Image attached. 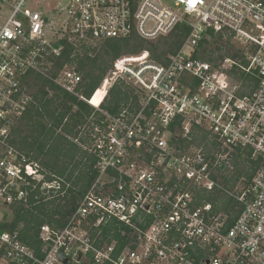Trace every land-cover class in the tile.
<instances>
[{"label":"built area","instance_id":"built-area-1","mask_svg":"<svg viewBox=\"0 0 264 264\" xmlns=\"http://www.w3.org/2000/svg\"><path fill=\"white\" fill-rule=\"evenodd\" d=\"M28 1L11 0L0 22V264H264V0H67L51 28ZM179 26L189 33L164 63L148 49L122 54L89 97L75 65L57 64L64 40L72 58ZM208 29L239 51L203 57ZM36 77L94 108L79 130L96 175L62 227L40 226L33 248L3 226L27 179L61 186L10 143L36 104ZM117 84L136 99L112 114L101 104Z\"/></svg>","mask_w":264,"mask_h":264},{"label":"trees","instance_id":"trees-1","mask_svg":"<svg viewBox=\"0 0 264 264\" xmlns=\"http://www.w3.org/2000/svg\"><path fill=\"white\" fill-rule=\"evenodd\" d=\"M188 33L185 26H179L156 44L135 35L124 40L107 39L99 47H82L80 53L72 58L73 47L64 40V51L57 64L75 65L82 75V93L89 97L118 56L148 49L155 61L164 63L168 55L181 47ZM206 36L200 48L202 56L211 59L213 53L208 45L216 37L210 29L206 30ZM46 85L53 91L50 96L45 90ZM31 86L36 104L18 119L12 129L10 143L25 154L28 162H36L60 178L61 186L57 190L41 189L40 182L27 179L28 183L21 185L27 192L26 199L9 205L12 217L3 227L8 231H17L21 242L36 248L39 246L40 226L49 223L62 227L96 175L94 157L83 148L87 142V132L80 133L79 130L80 127H90L92 120L89 117L95 110L51 81L37 78ZM130 98L136 99L132 88L117 84L108 91L101 107L115 114L127 105ZM208 200L214 199L209 197Z\"/></svg>","mask_w":264,"mask_h":264},{"label":"rangeland","instance_id":"rangeland-1","mask_svg":"<svg viewBox=\"0 0 264 264\" xmlns=\"http://www.w3.org/2000/svg\"><path fill=\"white\" fill-rule=\"evenodd\" d=\"M10 1L11 0H0V22H3L7 18V16L9 15V13L11 11V7L9 6ZM58 1L59 0H29L27 3V7H29L30 9L41 10L43 13L45 22L50 24V28H51V24L53 23V21H55V23L58 24L59 23L58 22L59 15L64 14L63 11L57 9ZM50 28L45 27V36L47 38L51 37V29ZM159 39L160 38H158L156 40L148 41V42L156 44ZM100 43L101 42H97V44L95 46L99 47ZM208 47L210 50H212L213 55L215 57L217 56L218 58H221L223 56H230L235 51H239V50H237V49H239V47L235 46V44L231 40H229V39L225 40V39L220 38V37H218L217 39L215 38L211 42V44L208 45ZM216 47H219V49H217ZM91 56H92V53H91ZM108 71H109V69H108ZM108 71H107V73H108ZM240 167L241 166H239L238 168H240ZM239 170H241V172H242L241 168Z\"/></svg>","mask_w":264,"mask_h":264},{"label":"water","instance_id":"water-1","mask_svg":"<svg viewBox=\"0 0 264 264\" xmlns=\"http://www.w3.org/2000/svg\"><path fill=\"white\" fill-rule=\"evenodd\" d=\"M66 2H67V0H59L57 9L58 10L63 9V7L66 4ZM78 256H79V254H78ZM59 258L62 259L64 262H66V258L65 257H62L61 255H59Z\"/></svg>","mask_w":264,"mask_h":264}]
</instances>
